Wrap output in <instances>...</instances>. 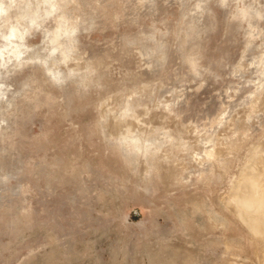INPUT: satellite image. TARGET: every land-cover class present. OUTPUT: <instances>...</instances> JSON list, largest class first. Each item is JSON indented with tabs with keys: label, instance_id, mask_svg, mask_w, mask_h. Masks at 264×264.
Segmentation results:
<instances>
[{
	"label": "rangeland",
	"instance_id": "1",
	"mask_svg": "<svg viewBox=\"0 0 264 264\" xmlns=\"http://www.w3.org/2000/svg\"><path fill=\"white\" fill-rule=\"evenodd\" d=\"M249 177L264 0H0V264H264Z\"/></svg>",
	"mask_w": 264,
	"mask_h": 264
},
{
	"label": "bare ground",
	"instance_id": "2",
	"mask_svg": "<svg viewBox=\"0 0 264 264\" xmlns=\"http://www.w3.org/2000/svg\"><path fill=\"white\" fill-rule=\"evenodd\" d=\"M249 181H250V189L247 191L248 195L253 196H257L256 198H252V197H246V194L244 196H242V200L245 204H248L250 206H254L255 204L263 206L264 208V185H261L263 187L258 188L257 184L255 183V179L254 177H249ZM258 183V182H257ZM247 195V196H248ZM260 195H262L263 197H259ZM264 210V209H263ZM258 220L259 222H262L259 226V228H256V230H258V232L260 233H264V211L260 212V215L258 216ZM262 235V234H261Z\"/></svg>",
	"mask_w": 264,
	"mask_h": 264
}]
</instances>
